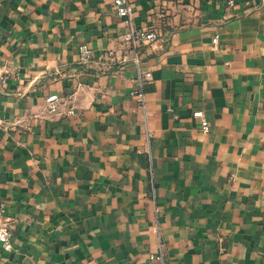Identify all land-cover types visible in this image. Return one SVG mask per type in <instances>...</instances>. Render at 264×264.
Here are the masks:
<instances>
[{
	"label": "crops",
	"instance_id": "obj_1",
	"mask_svg": "<svg viewBox=\"0 0 264 264\" xmlns=\"http://www.w3.org/2000/svg\"><path fill=\"white\" fill-rule=\"evenodd\" d=\"M226 1L129 0L141 106L113 0H0V264H264V0Z\"/></svg>",
	"mask_w": 264,
	"mask_h": 264
},
{
	"label": "built area",
	"instance_id": "obj_2",
	"mask_svg": "<svg viewBox=\"0 0 264 264\" xmlns=\"http://www.w3.org/2000/svg\"><path fill=\"white\" fill-rule=\"evenodd\" d=\"M114 6L116 8L117 14L123 19L126 24L127 31L123 35V42L129 46L132 53V62L134 63L137 70V81L138 87L134 90L133 96L136 98L138 103L141 106H144V90L143 86L146 82L152 79L151 73L149 71L142 72L140 68V46L149 45L155 42L159 38L157 30L153 27H137L134 24L133 20V10L132 4L129 0H113ZM226 4L229 8H235L234 0H227ZM213 43L217 42V36L213 38ZM109 60L113 62L114 53L112 50L107 52ZM103 57V56H102ZM92 51L85 45L80 46L78 63L81 66H88L93 61ZM101 58V57H100ZM117 61L123 62L126 59L124 57L116 58ZM5 82V74L0 67V83ZM193 117L199 118L201 120V129L203 132H208L209 123L204 119L203 113L201 110L193 111ZM12 231L7 223V220L4 218V207L0 205V244L5 251H10L12 249L11 243ZM162 259V257H156Z\"/></svg>",
	"mask_w": 264,
	"mask_h": 264
}]
</instances>
